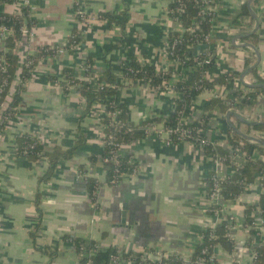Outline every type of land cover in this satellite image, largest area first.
<instances>
[{
  "label": "crops",
  "instance_id": "obj_1",
  "mask_svg": "<svg viewBox=\"0 0 264 264\" xmlns=\"http://www.w3.org/2000/svg\"><path fill=\"white\" fill-rule=\"evenodd\" d=\"M245 3L248 5V0L216 3L217 18L210 46L198 45L195 52L219 49V59L209 70V79L227 72L238 77L194 98L185 115L190 123L200 120L205 107L216 97L225 100L238 91L247 93L249 87L245 84H256L253 72L242 82V73L257 61L255 52L242 45L251 43L259 50L261 61L256 70L259 76H264V1L259 6L260 12H255L261 20L256 42L248 38L233 43L236 37L252 30L245 28L249 17L242 25L235 23ZM76 4L90 20L89 24L78 20ZM24 5L30 8L36 26L34 38L18 46L22 62L29 56L36 59L42 48L67 43L75 32L81 33L82 40L72 53L46 56L37 62L31 78L24 84L17 114L0 135V264H79L75 245L70 241L74 238L95 242L106 249L147 253L151 260L179 255L186 264L190 263L202 241V232L220 224L208 211L207 180L216 171L231 176V166L216 164L212 156L194 143H168L165 133L152 134L120 150L122 157L134 160L138 171L125 176L118 186L107 185L101 161L104 149L101 121L106 107L96 103L87 113L77 87H68L65 73L68 70L73 79L89 81L88 62H92L97 77L110 64L122 84L123 63L136 56L160 70L174 69L171 87L181 81L190 82L196 68H185L167 55L168 34L179 30L167 13L168 0H18L16 5H0V14H16ZM105 15L116 19L126 16V26L110 24ZM111 47L115 48L110 51ZM247 60L253 61L248 68ZM15 90L13 87L11 95ZM176 96L173 88L156 91L147 82L138 80L118 90L115 100L126 105L130 120L139 124L161 114H171ZM263 96L259 95L252 105L237 108L235 113L249 121H263ZM230 127L251 136L257 132L215 109L203 134L230 152ZM24 135L64 150L73 148L81 136L83 144L71 160H61L51 180L45 182L42 179L49 168L48 160L29 161L17 154V140ZM92 157L97 159L95 163ZM82 166L89 177L102 184L98 206L91 201L87 183L80 176ZM263 193L258 178L238 199L223 202L225 213L235 219L230 233L236 241V253L216 246L213 251L216 264H253L254 238L245 227V213L248 205L259 204ZM121 264L136 263L124 260Z\"/></svg>",
  "mask_w": 264,
  "mask_h": 264
},
{
  "label": "trees",
  "instance_id": "obj_2",
  "mask_svg": "<svg viewBox=\"0 0 264 264\" xmlns=\"http://www.w3.org/2000/svg\"><path fill=\"white\" fill-rule=\"evenodd\" d=\"M247 1V0H246ZM264 0H255L253 2V9L259 13V6ZM218 0H211L210 5L214 10L209 13H203V6L198 4L197 0H168V15L169 17L179 22L180 26L188 29L193 28L194 31H187L182 34L181 31L176 30L168 34L167 51L168 58L172 61L179 62L185 68H196V72L190 82L181 81L171 87V81L175 75L172 68L167 70H160L155 65L149 63L148 60H139L136 56H130L127 62L123 63V77L124 83L118 81L117 76L113 73L110 64L102 76L97 77L93 71L92 62L87 64V77L89 81L73 79L66 70V79L69 81V86H76L82 102L86 106L87 113L91 111L94 104L99 103L106 107L108 113L119 112L117 116L116 126L105 130L106 135L110 133L114 136V143L116 145L125 146L136 143L137 141L156 134V131L149 133L148 131L154 125H164L166 129L177 125L182 119L184 112L192 104L194 98L199 97L205 91H214L216 88L223 87L231 82H234L238 77L232 72L221 73L213 80L208 78L209 70L214 67L219 59L218 54L213 50H207L201 54L195 52L196 47L201 44H206L211 41L213 34V24L217 18L216 3ZM18 0H0V5H16ZM181 10V11H178ZM76 16L80 19L79 12L81 11L80 5L75 6ZM264 15V14H263ZM31 10L29 7L22 6L20 12L16 14H0V25L9 28L13 33L10 34L4 41V47L0 49V65L5 62L6 68L0 70V107L7 103L1 113L0 134L6 129L7 119H12L17 114L18 107L22 104L21 92L24 90V84L31 78V73L35 69L37 62L46 56L60 55V49L64 48L72 53V48L78 46L81 42V33L75 32L67 43L59 47H45L39 50L36 59L34 57H27L22 62L18 55V46L22 41V28L25 27L28 31H32L36 26L35 21L31 18ZM250 18V22L245 25L247 30L254 27V20L251 17L247 3L242 7L240 14L235 19V23L242 25L246 18ZM104 18L110 24H120L126 26L127 17L116 19L111 15H105ZM257 35L255 34L250 38L252 42H256ZM115 48L111 47L110 51ZM212 56L211 60H207ZM253 61H246V68L250 67ZM2 68V66H1ZM256 77V84H264V76H259L257 70L253 71ZM91 79L95 83H91ZM145 81L149 86L156 91L166 92L168 88H173L176 93L174 98L175 109L169 115L161 114L159 117L142 121L139 124L130 120V110L124 104L116 103L115 97L123 87L131 85L135 81ZM16 85V86H15ZM13 87L16 90L11 95ZM259 95H264V89H251L245 93L238 91L232 93L228 99L230 103L224 99L216 98L208 104L200 120L192 122L185 126L186 129L191 130L192 135L198 136L209 140L204 134H198L199 131H204L208 128L212 112L219 109L223 114L228 113L233 108L242 109L246 106L252 105L258 100ZM9 100V101H8ZM239 101V102H238ZM109 116H105L101 123L103 126L108 127L111 122ZM264 121V118H263ZM259 133H264V125L252 127ZM229 141L232 149H242L247 154L245 163L240 166L235 173L228 176L221 183V194L223 201H231L238 199L246 190V188L254 184L258 178L262 188H264V146L260 144L251 143L241 136H239L233 127L228 128ZM169 142L173 144H180L182 142H191V140L180 139L178 135H170ZM82 136L76 145L69 149L64 150L58 146H46L40 140L32 137L31 135H24L17 140L19 157L29 161H38L46 158L49 163V168L42 179V181H49L54 175V172L61 160H71L75 152L82 146ZM117 147L112 145H105L101 161L103 162L106 172V184L110 186H118L123 182L127 175H133L138 171V167L130 163V157H118L117 162L111 159V152L115 151ZM207 155H210L216 161H222L230 166V152L224 150L215 143L209 142V145L204 148ZM255 155H260V159H254ZM95 163L97 159L91 158ZM80 175L87 183V191L91 201L98 206V191L102 184L87 175L85 167L80 168ZM215 173L210 174L207 180L208 184V197L211 195L214 187L213 177ZM218 209L221 207L217 206ZM260 209L261 217L264 219V193L261 195L259 204L257 206H247L246 209V224L253 226L256 221L254 213ZM210 215H212L210 212ZM254 235L255 231H250ZM202 241L196 247L192 263H195L198 257H203L206 260L213 255L214 248L221 246L224 250L231 254L236 253V241L228 234V222L222 221L215 228H209L201 234ZM75 245V251L79 258V264H111L114 257L120 260L131 259L138 264H186L185 260L179 255H169L163 257L161 260H151L147 253H136L120 251L115 248H102L99 244L87 241L80 238L70 239ZM207 249L206 254L203 250ZM256 258L253 264H264V242L256 249ZM216 264V263H214Z\"/></svg>",
  "mask_w": 264,
  "mask_h": 264
},
{
  "label": "built area",
  "instance_id": "obj_3",
  "mask_svg": "<svg viewBox=\"0 0 264 264\" xmlns=\"http://www.w3.org/2000/svg\"><path fill=\"white\" fill-rule=\"evenodd\" d=\"M198 4H201L203 6V13L205 11L211 13L214 8L210 5V2L211 0H197ZM25 7H28L26 5H24ZM22 7V6H21ZM20 7V8H21ZM178 11H181L178 9ZM20 12V11H19ZM167 13H169L168 9H167ZM79 16H80V21L84 24H89L90 20L86 17V15L84 14V12L81 10L79 12ZM171 19V18H170ZM172 20V19H171ZM246 20V19H245ZM249 20V19H247ZM174 21V20H173ZM177 25H178V28H179V31L182 32V34H185L187 31H190V32H193L194 29L193 28H188V29H185L183 27L180 26L179 22H176L174 21ZM13 32L3 26V25H0V49L2 50L3 47H4V41L5 39H7V37L12 34ZM35 34H34V31H28L25 27L22 28V41L20 43V45H22L24 43V41H31L33 38H34ZM210 43L211 41H208L205 45H208L210 46ZM62 46H60L61 48ZM76 47H73L71 50L72 52L74 51ZM169 49V45L167 44V51ZM209 50H213L215 51L217 54L219 52V49L217 47H212V49H209ZM64 53H70L68 50L64 49V48H61L60 49V54H64ZM218 57H219V54H218ZM212 56H209L207 58V60H211ZM2 66V68H1ZM6 68V65H5V62L3 63V65H0V70L1 69H5ZM91 83H95L93 81V79H91L90 81ZM68 87H69V83L67 84ZM216 98H221V97H216ZM264 98V96H263ZM222 99V98H221ZM226 102L230 103V100L227 98L225 99ZM239 102V101H238ZM8 104L7 103H4L1 107H0V116H1V113L4 109V107H6ZM188 110V108H187ZM186 110V111H187ZM230 111H236V108H233L231 109ZM119 115V112H115V113H108L106 111V115L105 116H109L112 120L110 122V125L108 127L106 126H103V131L105 132V130L108 128L111 130L112 127L116 126L115 123L117 122L116 118L117 116ZM186 112H184L183 114V117L182 119L179 121V123L177 125H174L173 127L169 128V129H166L164 127V125H154L150 128V130L148 131L149 133H151L152 131H156V135H159L161 136L162 134H166L167 135V139L166 141L168 143L169 142V136L170 135H178L180 139H183V140H191V143H194L196 144L197 146H199L200 148H202L204 150V148L206 146L209 145V142H211L210 140H207V139H204V138H201V137H198V136H194L192 135V132L191 130H188L185 128V126L191 124L188 119L186 118ZM11 120L10 119H7V124L9 123V121ZM262 121V119L260 120ZM3 121L1 120L0 118V124H2ZM6 124V125H7ZM117 124V123H116ZM4 132V131H3ZM2 132V133H3ZM1 133V134H2ZM0 134V135H1ZM198 134H203V131H199ZM151 135V134H150ZM253 137H256L258 139H261L264 141V133H259V132H256L255 135H253ZM36 138V137H35ZM103 143H104V146L109 144V145H112V146H115L117 147V149L115 151H112L111 152V159L113 161H115L116 163L117 162V158L118 157H122L120 155V150L121 148L123 147L122 146H118L114 143V136L110 133V135H106L104 133V138H103ZM213 143V142H211ZM251 143H254V144H257L256 142H251ZM247 159V154L245 151H243L242 149H231L230 151V160H231V164L233 166H231V169L233 170L232 171V174L235 173L237 171V169L242 166L243 163H245ZM216 164L220 165V164H225V165H228L222 161H216ZM130 163L133 164V165H136L134 163V160H130ZM230 166V165H229ZM216 175L213 177V181H214V187H213V191L211 193V195L209 196V210L210 212H212V216L219 222H222V221H227L228 222V234L231 236V233L230 231H232L233 229V226L235 225V219L232 215L230 214H226L224 209H223V198H222V194H221V183L227 178L226 176H223L222 175V172H214ZM135 174V173H134ZM81 176V175H80ZM221 207L220 209H218V207ZM254 216H256V221L254 223L253 226H247L245 225L246 229H248L249 231H255L256 233L253 235V238H254V241L251 245V251H252V259L253 261L255 260L257 254H256V249L258 247H260L261 244H263L264 242V219L261 217V213H260V209H257V211L254 213ZM233 238V237H232ZM207 252V249L203 250V254H206ZM126 261V260H131V259H123V260H120L118 257H114L112 259V263L111 264H121L123 261ZM161 260V259H159ZM236 260V259H235ZM134 261V260H132ZM136 264H138L136 261H134ZM216 262V256L213 254L211 255L208 260H206L205 258L203 257H198L197 261L195 263H188V264H214Z\"/></svg>",
  "mask_w": 264,
  "mask_h": 264
},
{
  "label": "water",
  "instance_id": "obj_4",
  "mask_svg": "<svg viewBox=\"0 0 264 264\" xmlns=\"http://www.w3.org/2000/svg\"><path fill=\"white\" fill-rule=\"evenodd\" d=\"M255 0H248V7H249V11H250V14H251V17L254 19L255 21V25H254V28L250 31V32H247V33H243L241 34L240 36L236 37L234 40H233V43L235 44L238 40H241V39H248V38H251L252 36H254L255 34H257V32L260 30L261 28V20L260 18L258 17V15L255 13V11L253 10L252 8V4ZM241 47L243 48H250L252 49L256 56H257V61L256 63L251 66L250 68H248L246 71H244V73H242L241 75V79H242V82H244V79L249 75L251 74L260 64V61H261V54L259 52V50L255 47L254 44H251V43H246L244 45H242ZM67 57H69V54L66 55ZM247 87L249 88H253V89H264V84H245ZM227 117L230 119L231 117H235L237 118L239 121H241L242 123L246 124V125H249V126H252V127H255V126H260V125H264V121H249L243 117H241L240 115H238L237 113H235V111H229L227 113ZM231 125V123H230ZM232 126V125H231ZM234 130L235 132L241 136L242 138H244L245 140L249 141V142H256L257 144H260V145H263L264 146V141L261 140V139H258L256 137H253L251 135H247V134H244L242 133L240 130H238L237 128L234 127Z\"/></svg>",
  "mask_w": 264,
  "mask_h": 264
}]
</instances>
